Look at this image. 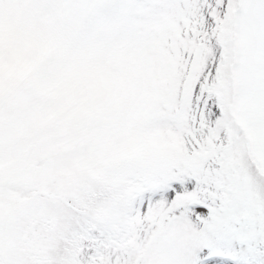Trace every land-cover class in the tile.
I'll list each match as a JSON object with an SVG mask.
<instances>
[{
    "label": "snow or ice",
    "instance_id": "snow-or-ice-1",
    "mask_svg": "<svg viewBox=\"0 0 264 264\" xmlns=\"http://www.w3.org/2000/svg\"><path fill=\"white\" fill-rule=\"evenodd\" d=\"M0 264H264V0H0Z\"/></svg>",
    "mask_w": 264,
    "mask_h": 264
}]
</instances>
